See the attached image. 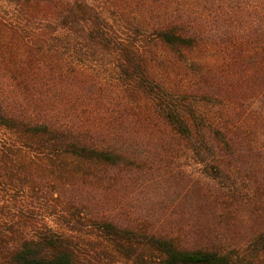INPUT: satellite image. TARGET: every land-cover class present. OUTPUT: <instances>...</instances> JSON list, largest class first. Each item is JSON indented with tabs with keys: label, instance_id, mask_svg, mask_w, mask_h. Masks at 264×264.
Segmentation results:
<instances>
[{
	"label": "trees",
	"instance_id": "obj_1",
	"mask_svg": "<svg viewBox=\"0 0 264 264\" xmlns=\"http://www.w3.org/2000/svg\"><path fill=\"white\" fill-rule=\"evenodd\" d=\"M4 1L0 187L51 184L63 228L0 196V264H264V225L229 245L161 210L189 200L163 186L182 153L222 184L193 202L264 219V0ZM82 50L109 57L105 83Z\"/></svg>",
	"mask_w": 264,
	"mask_h": 264
},
{
	"label": "rangeland",
	"instance_id": "obj_2",
	"mask_svg": "<svg viewBox=\"0 0 264 264\" xmlns=\"http://www.w3.org/2000/svg\"><path fill=\"white\" fill-rule=\"evenodd\" d=\"M11 11L8 3L4 0H0V15L5 16ZM102 16L111 20L109 13L103 8L101 9ZM85 56L81 55V66L85 67L87 71H91L94 67L97 68L98 79H93L92 82L98 81L105 83L108 71L111 70L112 64L109 57L92 55L87 50H82ZM14 137L6 130L0 128V149L7 148L11 145L10 142L14 141ZM258 146V145H256ZM11 147V146H10ZM12 149L17 150V147L12 145ZM17 162V161H16ZM202 165L193 162L191 159L179 153V156L174 159L172 165L173 173L179 172L181 175H177L176 179H172V176H165L163 179V186L165 190L170 189H182V193H186L189 197L187 205L176 208L168 199L163 204L161 210H167L168 213L173 211L172 220L177 222V228L182 233L186 232L189 225H202L205 227V232L202 236H198L202 239L204 236L211 238V227L219 231L223 236L220 241L224 243H230L229 245L237 244L235 242L244 239L245 235L251 232L252 228H258L264 225V219L259 218L255 222V219L239 217L236 214H232L231 211L216 212L215 207L207 208L208 205L204 201L198 203L193 202L192 198L200 196H212L216 197L213 191L222 187V184H215L211 180L207 179L202 172ZM38 181H35V183ZM37 188V189H36ZM188 190V191H185ZM53 187L51 184L43 183L41 188H38V184L35 189H29L26 192L22 190H11L10 188L0 187V196L5 200H10L6 203L10 207H20L25 217L22 218L21 223L30 228L33 226L49 225L55 229L61 230L63 227L60 225L58 215L60 214V200L56 198ZM185 191V192H184ZM224 191V190H222ZM207 193V194H206ZM160 208V207H155ZM19 210V211H20ZM19 215V213H17ZM201 218V220L198 219ZM204 220V221H203ZM254 226V227H253ZM165 228L170 229L171 223H166ZM106 244L96 245L97 250H108L109 247ZM91 254H94L92 251ZM104 256V255H103ZM97 261L96 255L86 258L87 264H127L125 261H112L107 257L99 258Z\"/></svg>",
	"mask_w": 264,
	"mask_h": 264
}]
</instances>
